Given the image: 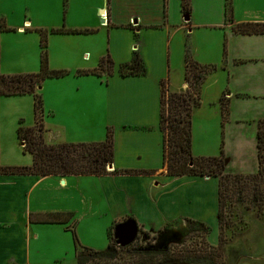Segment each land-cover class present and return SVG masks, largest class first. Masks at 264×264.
Segmentation results:
<instances>
[{
  "label": "crops",
  "instance_id": "1",
  "mask_svg": "<svg viewBox=\"0 0 264 264\" xmlns=\"http://www.w3.org/2000/svg\"><path fill=\"white\" fill-rule=\"evenodd\" d=\"M101 1L103 4L97 6L95 16L101 10L104 12L105 25L132 30L140 44L137 43L134 49L144 66L145 55L150 53L151 48L156 69L152 74L146 70L141 76L122 77L120 69L117 73L114 67L113 75L106 81L107 94L104 93L106 99L103 109L97 114L83 110L82 116H71L75 121L80 119L84 123V131L94 130L96 134L101 130L102 135L112 131L115 143L113 171H142L150 174L132 176L110 173L100 177L65 178L0 176V264L31 263L34 229L38 233L45 231L49 237H53L56 244L52 245L56 249L63 246L67 253L71 250L75 255L73 237L71 241V233L64 226L33 224L31 215L69 213L73 215L72 224L77 227L79 222L75 220V215L81 219L84 216L78 200L89 209L98 203L103 212L95 229L99 222H103L106 233L115 224L134 219L140 229L151 234L158 233L176 221L190 220L211 227L217 225L219 235L218 179L170 178L163 164V135L157 117V112H160V83L166 81L169 90L177 93L190 89L185 77L187 59L204 67L218 68L214 75L201 84V105L193 113L192 153L216 157L220 154V147H223L227 174L258 173V122L264 120V35H238L232 28L242 23H264V18L235 17L234 20L233 17V22H228L227 0H191V14L187 16L182 13L180 0ZM71 7L72 1L70 11ZM232 7L234 16L238 10L237 6L234 8L233 0ZM85 27L93 29L92 26ZM16 29L24 31L22 27ZM149 30L157 31L153 35L159 39L150 41L147 38L152 36L147 33ZM180 30L187 44L183 57L184 82L177 84L174 80L177 69L172 71L170 66L166 73L160 70L158 63L163 42L168 48L171 47ZM83 77L86 76L77 74L75 78ZM111 88L113 92L110 93ZM84 89L80 85L75 88L72 91L73 100L68 94L65 96L64 100L68 104L66 110L69 106L78 111L81 106L83 108L82 103L88 102L90 98L85 100V96L93 93L85 92ZM212 90L218 93L208 97V92L210 94ZM93 91L101 93L97 88ZM18 97L27 98L25 104L33 109L32 96ZM5 98L15 97L1 98L4 101L0 100V111L8 103ZM223 98L228 104L225 123ZM149 100L155 106H149ZM45 106L44 101L43 122L48 131V141L73 142L66 127H57L52 120L45 121ZM149 110L153 111L152 117ZM86 125H92V128ZM82 136L80 141L85 143H99L103 138L101 135V139ZM80 187L82 193L74 195L73 190Z\"/></svg>",
  "mask_w": 264,
  "mask_h": 264
},
{
  "label": "rangeland",
  "instance_id": "2",
  "mask_svg": "<svg viewBox=\"0 0 264 264\" xmlns=\"http://www.w3.org/2000/svg\"><path fill=\"white\" fill-rule=\"evenodd\" d=\"M102 4L101 0H0V20H3L7 27L14 29V32L2 33L0 37L1 72L4 75L34 74L40 71L41 48L40 35L37 30L49 32L56 29L94 31L88 34H50L48 36L50 69L52 71H65L69 74L63 78L50 79L43 83L40 93L43 95L46 105L45 121L52 120L55 126L66 127L69 137L76 141L68 143H85L80 141L82 135L90 139H98L101 135V138H103H100V142L106 140L105 132L102 135L101 130L100 132L97 131L96 134L93 133L94 130L84 131V123L80 122L79 117V120L75 121V118L71 115L79 116L83 110L97 114L103 109L104 99H106L104 93L107 94L106 81H108L109 76L103 73L100 77L89 74V76L82 75L86 76L83 78H75L78 72H93L99 68L101 60L109 56L114 64L116 63L114 67L118 73V70L125 63L132 60V52L137 51L134 47L138 40L134 37L132 30L101 24V20H103L101 10L98 11L97 17L95 16L97 6ZM233 4L234 8L237 6L238 10L233 16L234 20L235 17L236 19L264 18V0H233ZM85 26H92L93 29H87ZM16 27H22L24 31H17ZM149 31L147 33L152 36L147 38L150 41L159 39L153 35V33H158L157 31ZM186 44L187 41L180 30L179 35L172 41L171 47L168 48L166 42H163V50L158 63L160 70L166 71V73L170 66L172 71L177 69L174 75L177 84L184 82L183 57ZM145 69L149 73L151 72L150 74L156 69L151 48L150 53L147 52L145 55ZM213 69L216 70L213 71ZM217 70L216 67L208 68V73L206 69V71L196 76L192 75L189 82L190 89H187V91L199 96L200 83L206 82ZM79 85L85 88V92H93L89 96H85V100L90 97L89 101H84L82 103L83 108L81 106L79 111L70 106L66 110L68 104L64 100L65 96L68 94L71 98L72 91L78 88ZM94 88L99 89L101 93H95ZM111 92H113L112 88ZM214 93L217 94L218 91L212 90L210 94L208 92V97ZM26 99L20 97L5 98L8 103L4 108H1V166L29 167L32 165L33 158L29 154H24L25 143L19 141L17 135L20 121H24L25 127L32 126L34 122L32 106L25 104ZM1 100L4 101V99ZM222 102L226 106L228 105L225 98ZM148 104L149 106L154 105L150 100ZM166 108L168 109V107ZM149 113L152 117L153 111L149 110ZM157 113L160 121V112ZM86 127L91 129L92 125H86ZM220 150H223V147H220ZM193 155L195 157H205L196 156L194 153ZM106 171L107 173L112 172L108 167ZM88 188L95 190L94 187L90 188L88 186ZM81 189L82 187L76 188L73 190V194L79 196L82 193ZM78 201L81 214H84L82 219L75 215V218H77L75 220L79 222L76 228L81 245L94 251L105 252L108 248L106 226L103 222H99L98 227L96 226L95 229L97 221H101L99 217L103 211L98 207L97 202L93 209H89L82 205L80 200ZM213 201L215 202V194H213ZM225 203V215L222 227L219 228V235L217 225L209 226L213 230L210 235H206L203 228L191 224L189 221H176L172 224V227L167 228L166 226L156 234L148 233L139 228L137 240L131 246L122 247V250L114 246V250L111 252L117 258L116 264L136 263L140 260V256L148 250L171 251L175 254L174 259L177 258V261H173L171 264H264V209H260L257 204H253L248 200L233 203L225 201ZM34 230L31 237L32 256L30 264L80 263L74 252L71 253V250L67 253L66 248L63 246H58L56 249V246L52 245L56 244L54 238L49 237L47 232L38 233L37 229ZM70 238L72 241L71 234ZM220 244L222 247L219 250L216 251L212 248H218ZM183 248L187 249L186 252L192 255L190 261L179 260ZM80 253L81 263L83 264L84 262L89 264V261H91L90 263L96 261L97 264H107L104 261L100 262L94 259L88 251L80 249Z\"/></svg>",
  "mask_w": 264,
  "mask_h": 264
},
{
  "label": "trees",
  "instance_id": "3",
  "mask_svg": "<svg viewBox=\"0 0 264 264\" xmlns=\"http://www.w3.org/2000/svg\"><path fill=\"white\" fill-rule=\"evenodd\" d=\"M181 9L184 15L191 14V0H180ZM226 18L228 22H233L232 0L226 1ZM238 35H264V23H242L232 28ZM14 32L6 26L3 20H0V37L2 33ZM40 35L41 47V68L38 73L22 75H4L1 72V40H0V100L4 97H18L30 95L33 97L34 106V124L30 127L24 126V121H20L17 131L18 139L25 143L24 154H29L33 158V163L29 167H4L0 165V176H37V177H85V176H106L113 175H147L149 172L142 171H124L114 170L107 173L106 168L114 164L115 143L112 131H107L106 140L99 143H61L57 141H48V131L45 129L44 100L40 93L43 83L50 79H58L67 76L65 71H52L49 67L48 54V36L54 34H82L92 33L94 31H72L66 29H56L45 31L37 30ZM130 64L123 65L119 74L122 77L141 76L146 73L144 63L137 53ZM107 65V67H105ZM208 68L192 60H186V80L189 83L192 75H197L203 71L208 73ZM216 69H213L215 71ZM106 73L112 76L114 73V62L107 56L101 60L98 69L93 72H78L79 75L101 76ZM203 82L200 83L202 86ZM160 121L159 129L163 135V164L166 175L170 178L181 177H210L216 178L219 182L218 189V224L221 229L225 215V201L233 203L248 200L257 204L260 209H264V120L258 122V173L254 175H231L225 171V155L221 150L217 157H195L192 153V125L193 113L201 105V98L187 91L184 93L170 92L166 81L160 83ZM201 91V89H200ZM195 94V93H194ZM168 107V109L166 108ZM168 110V114H167ZM222 114L224 123L228 118V106L222 103ZM237 197V200H236ZM134 220V219H132ZM73 215L69 213H52L44 215H31L33 224H55L62 225L66 231L73 237L75 246V255L81 263L80 249L88 251L97 261H104L107 264H116L117 258L112 250L119 248L114 238L115 228L121 223L110 227L107 232L108 248L105 252L94 251L83 247L78 238L76 224H72ZM191 224L199 225L203 228L206 235H210L212 229L195 221ZM167 225V228L172 227ZM165 228V227H164ZM162 230H160L161 232ZM113 237V238H112ZM222 240V239H220ZM115 243V245H114ZM218 248L212 247L214 250ZM127 248V247H126ZM182 255L180 261H190L187 249H181ZM175 254L171 251H145L140 260L133 264H171ZM193 260V259H192ZM89 264H97L93 261ZM86 264V262H84Z\"/></svg>",
  "mask_w": 264,
  "mask_h": 264
},
{
  "label": "water",
  "instance_id": "4",
  "mask_svg": "<svg viewBox=\"0 0 264 264\" xmlns=\"http://www.w3.org/2000/svg\"><path fill=\"white\" fill-rule=\"evenodd\" d=\"M104 12L102 11V15ZM101 24H105L102 20ZM108 168L113 171V164L109 165ZM139 226L135 220L128 219L121 223L115 228L114 238L118 246L123 248L131 246L138 237Z\"/></svg>",
  "mask_w": 264,
  "mask_h": 264
}]
</instances>
